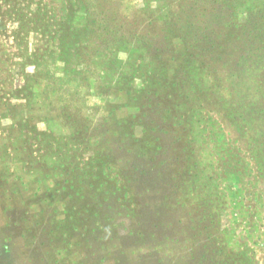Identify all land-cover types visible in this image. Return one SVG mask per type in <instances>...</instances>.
Here are the masks:
<instances>
[{
    "label": "rangeland",
    "instance_id": "374dc122",
    "mask_svg": "<svg viewBox=\"0 0 264 264\" xmlns=\"http://www.w3.org/2000/svg\"><path fill=\"white\" fill-rule=\"evenodd\" d=\"M0 264H264V0H0Z\"/></svg>",
    "mask_w": 264,
    "mask_h": 264
}]
</instances>
